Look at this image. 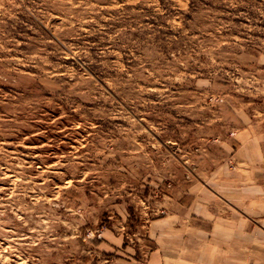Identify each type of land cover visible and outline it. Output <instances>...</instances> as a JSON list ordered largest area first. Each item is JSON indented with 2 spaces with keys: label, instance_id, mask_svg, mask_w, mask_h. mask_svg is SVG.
Instances as JSON below:
<instances>
[{
  "label": "rangeland",
  "instance_id": "374dc122",
  "mask_svg": "<svg viewBox=\"0 0 264 264\" xmlns=\"http://www.w3.org/2000/svg\"><path fill=\"white\" fill-rule=\"evenodd\" d=\"M0 264H264V0H0Z\"/></svg>",
  "mask_w": 264,
  "mask_h": 264
}]
</instances>
